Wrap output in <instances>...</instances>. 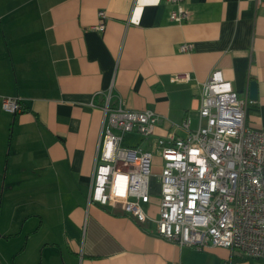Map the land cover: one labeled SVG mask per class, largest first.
Masks as SVG:
<instances>
[{
	"label": "crops",
	"instance_id": "0c3cea01",
	"mask_svg": "<svg viewBox=\"0 0 264 264\" xmlns=\"http://www.w3.org/2000/svg\"><path fill=\"white\" fill-rule=\"evenodd\" d=\"M184 5L181 23L165 0H22L0 13V264H264L222 246H178L151 219L87 201L108 94L111 105L155 111L154 136L182 135L219 69L239 95L256 82L246 123L264 126V0ZM3 96L23 108L10 116ZM128 134L125 144L151 147ZM158 195L150 178L152 217Z\"/></svg>",
	"mask_w": 264,
	"mask_h": 264
},
{
	"label": "built area",
	"instance_id": "2783aa9c",
	"mask_svg": "<svg viewBox=\"0 0 264 264\" xmlns=\"http://www.w3.org/2000/svg\"><path fill=\"white\" fill-rule=\"evenodd\" d=\"M171 4L169 18L181 23L189 18L186 0ZM94 28H105L106 13L98 10ZM191 44L183 43L181 50ZM187 78V74H183ZM179 79L180 76H175ZM106 96L103 122L87 194L88 203L121 208L135 221L151 219L158 236L197 250L222 246L246 257L264 258V126L246 123L253 99L248 88L239 95L219 69L202 82L198 121L191 127L185 116L178 124L184 134L169 131L154 136L159 115L152 109H127L118 98ZM3 110L21 108L17 96H3ZM137 132L151 147L125 144ZM161 159L158 210L150 216L143 204L150 201V168Z\"/></svg>",
	"mask_w": 264,
	"mask_h": 264
},
{
	"label": "rangeland",
	"instance_id": "374dc122",
	"mask_svg": "<svg viewBox=\"0 0 264 264\" xmlns=\"http://www.w3.org/2000/svg\"><path fill=\"white\" fill-rule=\"evenodd\" d=\"M22 0H0V13H2L3 11H5L6 9H10L9 12H11L15 6L20 3ZM16 12L18 10H15ZM7 112V111H5ZM10 114V112H9ZM11 116V114H10ZM130 134H128L126 136V143H128L130 140V137L132 136H129ZM137 137V136H136ZM132 142H134V140H132ZM143 144V143H141ZM161 161L159 162L158 160H154L153 159V162H152V165H151V168H150V172H151V178L152 180L154 179L156 182H157V175L159 174V172L161 171ZM7 185V183L5 184Z\"/></svg>",
	"mask_w": 264,
	"mask_h": 264
},
{
	"label": "water",
	"instance_id": "95a60500",
	"mask_svg": "<svg viewBox=\"0 0 264 264\" xmlns=\"http://www.w3.org/2000/svg\"><path fill=\"white\" fill-rule=\"evenodd\" d=\"M249 97L252 99L256 98V82L252 80L249 84Z\"/></svg>",
	"mask_w": 264,
	"mask_h": 264
},
{
	"label": "trees",
	"instance_id": "16d2710c",
	"mask_svg": "<svg viewBox=\"0 0 264 264\" xmlns=\"http://www.w3.org/2000/svg\"><path fill=\"white\" fill-rule=\"evenodd\" d=\"M22 108H23V106H22V103H21V108H20V110H21ZM20 110H19V111H20ZM17 112H18V111H17ZM17 112H15V113H17ZM15 113H14V114H15Z\"/></svg>",
	"mask_w": 264,
	"mask_h": 264
}]
</instances>
